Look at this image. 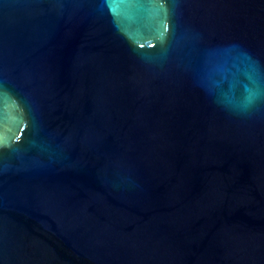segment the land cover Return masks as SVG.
<instances>
[{"label": "water", "instance_id": "1", "mask_svg": "<svg viewBox=\"0 0 264 264\" xmlns=\"http://www.w3.org/2000/svg\"><path fill=\"white\" fill-rule=\"evenodd\" d=\"M0 264H264V0H0Z\"/></svg>", "mask_w": 264, "mask_h": 264}]
</instances>
